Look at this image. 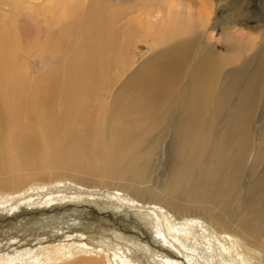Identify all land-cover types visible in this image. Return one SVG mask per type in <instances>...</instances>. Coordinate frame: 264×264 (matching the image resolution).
Returning a JSON list of instances; mask_svg holds the SVG:
<instances>
[{"label":"bare ground","instance_id":"6f19581e","mask_svg":"<svg viewBox=\"0 0 264 264\" xmlns=\"http://www.w3.org/2000/svg\"><path fill=\"white\" fill-rule=\"evenodd\" d=\"M91 1L0 0V212L94 201L141 218L161 246L146 247L155 250L146 263L142 253L120 241L98 238V243L75 232L45 244L43 235L30 238L22 249L7 250L0 243V264H264V47L246 58L240 55L243 44L234 54L232 44L224 43L222 54L214 35L201 36L196 28L189 30L192 38L174 42L183 25L177 22V28L168 18L160 28L147 11L135 20L142 28L135 35L158 46L172 43L152 49L141 65H130V75L116 66L117 78L110 81L99 75H106L104 66L78 61L54 63L49 72L28 80L19 57L33 48L42 51L45 44L37 42L44 35L70 43L71 26L56 29L65 24L61 9L89 15L96 24L90 32L103 43L105 32L97 19L101 8L95 3L90 8ZM197 1L201 10L194 14H209L211 6ZM257 7L264 11V1ZM42 11L53 13L49 19L43 15L47 26L39 22ZM122 15L127 11L119 18L111 15L106 26L130 38L116 26ZM70 23L82 24L80 17ZM79 27L76 32L83 31ZM166 28L175 36L167 41L155 37ZM59 47L46 48L58 58L68 55V48ZM118 47L116 53L123 50ZM127 58L120 61L127 65ZM228 65L233 68L226 70ZM103 89L114 91L108 107L93 101ZM55 168L72 175L60 177ZM240 182L250 191L235 204ZM8 186L13 189L4 192Z\"/></svg>","mask_w":264,"mask_h":264},{"label":"rangeland","instance_id":"374dc122","mask_svg":"<svg viewBox=\"0 0 264 264\" xmlns=\"http://www.w3.org/2000/svg\"><path fill=\"white\" fill-rule=\"evenodd\" d=\"M263 1L264 0H262V2ZM204 2L206 3L207 7L211 6L210 8L211 10L209 9V14L211 13L210 15L208 14V12H206L202 16H198L194 14L195 12L197 13L200 9L197 0H185V1L184 0H171V1L170 0H92L91 2L88 3V6L90 8H95V5L93 3H95L97 6L101 8V10H99V13L97 15V19L102 21V24L100 21V26L103 25V27H100V29L103 28L102 29L103 31L101 32L102 33L105 32L104 35L106 38L103 40V43H101V37L98 35V33L92 34V32H90V28H91L90 26H95L96 24H93V22L91 21V17L89 15H83L82 10H79L78 12H75L73 16L72 13H67V11L65 12L63 9H61L63 12L60 11V14L59 12L57 13L62 16L60 18L63 19L62 21L65 24L64 25H62L61 23L57 24L56 29L66 27V24H69L71 27H68L69 29L67 28V30L70 34V40H69L70 43H64L63 41H61L60 36H58L59 38H57V40L54 39L49 41L50 38L44 35L42 40H39L37 42V46L45 44L42 49L43 51L46 47L49 46V44L55 45L56 43V46H60L59 47L60 49L66 50L68 48L67 49L69 51L68 55H59L58 58L54 54L49 53L47 48L46 50H44L43 53L42 51L39 52L36 48L35 49L33 48L32 51L26 53L22 57H19V59L22 65H24V68L26 70V76L30 81H35L41 74L45 72H49L50 71L49 69L54 65V63L61 65L62 63L65 62H78V61H81L82 63L84 62L86 66L91 63L92 65H94V67L99 65L104 66L106 75L105 74H99V75H103L104 79L110 81L116 80L117 78L118 71L115 70L117 69L116 66L124 67L125 72H128V74L126 73V76L130 75L132 71L131 66L135 68L136 66L141 65L142 62L146 58H148V56H151L153 54L152 49H156V50L159 48L163 49L169 46L170 43H172V42L170 43L166 42L163 45L159 43L160 45L158 46V44H155L154 42L151 43V41H149V39L145 37H141L140 39L135 35V32H137L138 27L139 29H142L140 27V23H138L135 20L137 19L142 20V18L146 17L147 11L150 12V14L151 13L153 14L152 20L156 22L160 28L163 22L164 21L166 22L168 18L172 20V23L174 24L175 27L180 28L179 25H183V28L184 26L186 27V30L182 28V30L180 31L182 35H177V40L174 42H181L182 40L185 39L187 40L192 38L194 35L189 30L190 28L191 29L196 28V32L200 33L201 36L206 33H209L210 35L213 34L215 37L213 42L217 44L216 50L222 54L225 52V49L221 47V44L224 43L232 44V46L230 45L228 46L231 47V50L234 51V54H238V52H240V45L243 44L242 54L240 55L246 58L251 57L255 52V50H257L258 48H261L262 46L264 47V43H263L264 42V26H263L264 11L257 7L259 4V0H225V1L204 0ZM231 4L235 5L234 9H232ZM195 5L197 8L195 7ZM189 7L190 8L192 7L193 9L192 8L190 9ZM172 8L173 9L177 8L178 10L177 11L175 9L172 10ZM187 8L191 12H187L188 11ZM248 8L249 10L252 9L255 10L257 14L249 13L248 11H246ZM91 11L92 10L90 9V12ZM124 11H127L128 16L122 15L123 17L122 22H116V26L120 29L119 31L122 32V30H125L128 33L132 34V37L130 38L127 36L123 37V34H121L122 36L119 35L120 32L118 33L117 28L114 27L112 28L113 29L112 30L110 26L109 27H107L108 25L106 26V24H109L107 20L111 15L119 18L120 12L122 13ZM43 12L45 11L41 12L42 17L39 18L41 19V21L39 22L42 26H47L46 23H48V21L46 22V19L43 17L45 16L47 19H49L53 16V13L50 12L43 13ZM182 12L184 13L182 14ZM79 17L82 24L78 23V25L72 26L70 22H72L73 19L79 22ZM210 17L212 19H210ZM229 17H232L233 19L224 21V19H227ZM68 18L70 20H68ZM182 19L183 21H181ZM201 21L203 22L207 21V22L205 25H202L203 22ZM177 22L179 25L177 24ZM194 25H196V27H194ZM77 27H79V29L83 31L76 32L77 29L75 28ZM171 29L172 31L174 30L173 28ZM168 30L169 29L166 28L165 33L156 34L155 37L156 38L161 37V39L164 40L166 39L165 41H167V39L168 40L171 39V36H175V35L169 34ZM110 34L112 36V39L110 38ZM121 42L125 43V45L124 44H117V45L118 46L121 45V48H123L124 52L121 49L120 51L121 53L119 51L116 53V50H118L119 47L115 43H121ZM66 44L69 45L66 46ZM107 44L108 45L110 44L109 45L110 47ZM254 45L255 48L252 49V46ZM93 46L95 47V50H93L94 48ZM154 46L156 48H153ZM24 47L25 46H20L19 49L21 48L24 49ZM84 47L85 49L87 48V52L85 51L87 57H85L83 54L85 50ZM89 51L90 52L94 51L96 55L94 57H91V54L88 53ZM107 51H108V55L107 53L105 54V52ZM110 51H112L113 53ZM109 52L113 55H111ZM114 55L118 56L119 58L118 57L114 58ZM126 56L128 57L126 60L129 63V65L128 63L127 65H125L120 61L121 58L124 59L126 58ZM126 60L124 61L126 62ZM109 63L112 64L110 65ZM236 67L237 64L234 65V68ZM232 68H233L232 65H228V68L226 67V70ZM112 91H113L112 89L110 91L108 90L106 91L103 89L102 91L98 92L97 94L92 96L94 103L98 104L104 102V104L107 107L110 106L109 105L111 103L110 100L112 99V96L114 94V91L113 92ZM58 136H62V134H59ZM57 170L59 169L55 168V171ZM57 172H60L59 174L60 177L72 175L66 172L65 170H59ZM49 181L50 179H47L46 182ZM155 182L156 179L154 178L151 184ZM27 183L29 182L27 181L26 184ZM112 183L113 186L119 187L120 189H124L126 192L131 191L130 188H124L114 182ZM11 187L12 186H8L7 189H4V192H9V190L13 189ZM249 191L250 189H248V186H244L243 183L240 182L236 187L237 193L234 197V203L241 204L242 202L240 201L242 200L243 197L248 196ZM81 200L83 201V199H80V201L79 200H73L70 202L66 201L64 204H58V206L56 205L57 207L54 208L34 207L32 209L31 208L18 209L13 213H10L8 211H3V213L0 212V243H4L5 248H7V250L15 249V247L22 249L30 244L29 239L33 237L45 235V237H47V242H45V244H47L49 242H52V240L58 242L61 240H65L67 239V234L71 233L72 235H74L73 233L76 232L78 234L81 233L87 236L95 237L97 238L96 242L98 243L100 242L98 241L99 240L98 238H104V240L109 241V243L110 241H120V243H122L123 245H127L128 247H134L133 250L142 253L141 258H144L145 259L144 261L147 260L146 263L149 261V259L152 260V258L155 257L153 253L155 252L154 249L152 253L148 252L145 249L150 245L161 246L157 244L159 242V236L157 233L154 234L151 232V230H147L146 226L144 227V225L139 220L141 218L129 216L127 212L123 211L122 209L115 210L113 206L112 208L108 209L107 207H102V206L100 207V205L94 201L88 202V200H85L82 202ZM52 216H56L60 220L58 219L57 221L52 223L50 219V217ZM231 216L232 217L236 216L235 211H232ZM51 226H55V228L53 230L52 229L47 230ZM62 227L65 228L63 229ZM90 240L95 241L89 238V241ZM161 244L163 247L164 244L163 243Z\"/></svg>","mask_w":264,"mask_h":264}]
</instances>
